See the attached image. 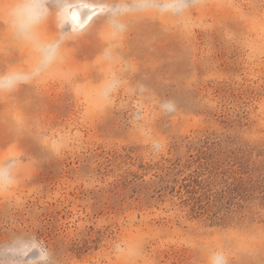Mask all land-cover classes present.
<instances>
[{"label":"rangeland","instance_id":"rangeland-1","mask_svg":"<svg viewBox=\"0 0 264 264\" xmlns=\"http://www.w3.org/2000/svg\"><path fill=\"white\" fill-rule=\"evenodd\" d=\"M42 2L0 0V75L60 41L0 91V264H264V0Z\"/></svg>","mask_w":264,"mask_h":264},{"label":"clouds","instance_id":"clouds-1","mask_svg":"<svg viewBox=\"0 0 264 264\" xmlns=\"http://www.w3.org/2000/svg\"><path fill=\"white\" fill-rule=\"evenodd\" d=\"M192 0H179V2L172 5H144V4H124L118 5L114 11L118 14L125 10L134 11L146 7H158L161 10L172 9L179 12L181 9L191 6ZM44 13V4L42 0H14L13 6L9 11V22L11 28L14 30L17 39H30L33 28L42 22ZM113 27H121L119 24H113ZM61 39H64L62 34ZM60 41L55 43H48L39 46L42 52L41 62L31 69V71H24L19 68H12L6 74L0 75V91L12 89L20 83H26L32 79L33 76L39 75L54 58V52L58 48ZM109 57V53H105V58ZM114 83L108 84L101 92L102 95L113 88ZM158 147V145H157ZM14 161H8L0 164V185H8L11 183L12 169ZM210 264H226L224 257L220 254H214L210 259Z\"/></svg>","mask_w":264,"mask_h":264},{"label":"bare ground","instance_id":"bare-ground-1","mask_svg":"<svg viewBox=\"0 0 264 264\" xmlns=\"http://www.w3.org/2000/svg\"><path fill=\"white\" fill-rule=\"evenodd\" d=\"M100 8L94 6H88L86 4H81L75 12L72 13V17L75 16V21H77L80 27L91 22L95 16L100 13Z\"/></svg>","mask_w":264,"mask_h":264},{"label":"snow or ice","instance_id":"snow-or-ice-1","mask_svg":"<svg viewBox=\"0 0 264 264\" xmlns=\"http://www.w3.org/2000/svg\"><path fill=\"white\" fill-rule=\"evenodd\" d=\"M73 19H75V16H73Z\"/></svg>","mask_w":264,"mask_h":264}]
</instances>
